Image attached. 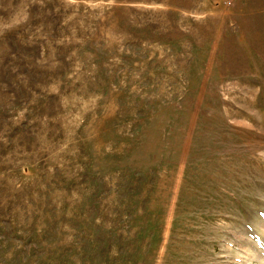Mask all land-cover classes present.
<instances>
[{"label":"rangeland","instance_id":"1","mask_svg":"<svg viewBox=\"0 0 264 264\" xmlns=\"http://www.w3.org/2000/svg\"><path fill=\"white\" fill-rule=\"evenodd\" d=\"M0 264H264V0H0Z\"/></svg>","mask_w":264,"mask_h":264}]
</instances>
